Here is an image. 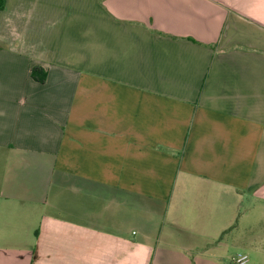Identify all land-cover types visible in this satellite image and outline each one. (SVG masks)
<instances>
[{"label": "crops", "instance_id": "obj_1", "mask_svg": "<svg viewBox=\"0 0 264 264\" xmlns=\"http://www.w3.org/2000/svg\"><path fill=\"white\" fill-rule=\"evenodd\" d=\"M239 255L264 264V0H6L0 264Z\"/></svg>", "mask_w": 264, "mask_h": 264}, {"label": "trees", "instance_id": "obj_2", "mask_svg": "<svg viewBox=\"0 0 264 264\" xmlns=\"http://www.w3.org/2000/svg\"><path fill=\"white\" fill-rule=\"evenodd\" d=\"M5 6L6 0H0V11H3L5 9ZM32 76L36 81L40 83H45L46 81V72L40 67H36L33 69Z\"/></svg>", "mask_w": 264, "mask_h": 264}, {"label": "built area", "instance_id": "obj_3", "mask_svg": "<svg viewBox=\"0 0 264 264\" xmlns=\"http://www.w3.org/2000/svg\"><path fill=\"white\" fill-rule=\"evenodd\" d=\"M249 257L247 255H239L235 259V264H248Z\"/></svg>", "mask_w": 264, "mask_h": 264}]
</instances>
